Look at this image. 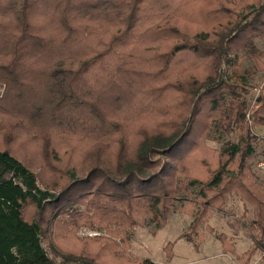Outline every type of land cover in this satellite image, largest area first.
Listing matches in <instances>:
<instances>
[{
	"label": "trees",
	"instance_id": "trees-1",
	"mask_svg": "<svg viewBox=\"0 0 264 264\" xmlns=\"http://www.w3.org/2000/svg\"><path fill=\"white\" fill-rule=\"evenodd\" d=\"M258 73L264 0H0V264H58L52 249L62 264H154L131 257L132 230L180 212L202 241L233 198L260 238L242 255L216 239L241 264L264 256ZM21 136L54 186L15 153ZM57 140L103 156L59 172Z\"/></svg>",
	"mask_w": 264,
	"mask_h": 264
},
{
	"label": "rangeland",
	"instance_id": "rangeland-1",
	"mask_svg": "<svg viewBox=\"0 0 264 264\" xmlns=\"http://www.w3.org/2000/svg\"><path fill=\"white\" fill-rule=\"evenodd\" d=\"M263 45V44H262ZM263 48V46L260 45ZM264 83V73H258L255 76V89L252 91L250 96V101L256 99L259 95V89ZM249 117V116H248ZM256 134L259 136L260 141L257 146V155L255 158L254 166L259 181L263 187L264 193V126L256 127ZM39 142V141H38ZM42 141L36 143L41 149ZM26 141L25 136H21L17 142L16 147L18 151L15 150V153L20 154L21 159L32 168L37 174L39 179L40 187L44 188L47 185H52L54 181L58 178L56 177L55 171L45 170L43 163L37 157V152L34 147H31ZM65 141L58 142L55 149L62 152L53 158L52 164L54 168L58 169L59 172H68L75 171L79 172L81 166L85 167L83 164L86 160H99L102 153H92L93 151L87 150L85 152L84 148L81 146L76 148V152L79 151V155H71V151L64 155V150H68L69 147H66ZM82 145V144H81ZM212 146H217L216 143H212ZM69 146V144L67 145ZM88 154V155H87ZM103 156V155H102ZM83 164L82 159L85 158ZM107 161V160H106ZM105 161V162H106ZM258 162V164H257ZM61 167V168H60ZM66 177L59 179V181H65ZM58 181V182H59ZM53 184L52 186H54ZM243 203L238 198H233L232 201L228 204L226 210L222 213H216L209 225L214 229L213 234L210 231H207L203 225L200 229L202 235L205 239L201 241V238H195L194 243H189L187 241L186 235L190 230L193 219L187 215H183L180 212L172 214L167 222V225L162 230H157L155 225H148L144 228H137L131 231L132 235V250L131 257L133 259H144L153 262L154 264H241L236 260L234 256L225 254L223 247L220 242L216 239V235H226L228 238H231L235 243L236 251L238 255H242L248 250H252L256 244V239L260 238V234L251 233L247 230L246 226L254 216L250 213L245 215V219H242L244 214ZM34 208L32 206L25 209V216L28 220H33L35 217ZM242 221V222H241ZM239 223V224H238ZM243 224L241 226V224ZM91 233L85 230H82L78 237L81 236H90ZM50 242H47L46 246ZM172 244L173 258L169 260L165 253V247ZM54 245V244H53ZM52 245V248H53ZM50 249L51 246H48ZM55 247V245H54ZM56 252H58V246L55 247ZM54 250L50 251L53 257L56 259L58 264H62V260L57 258L53 254ZM60 252V250H59ZM62 252V251H61ZM59 257V256H58ZM249 264H264L263 252L257 251Z\"/></svg>",
	"mask_w": 264,
	"mask_h": 264
},
{
	"label": "built area",
	"instance_id": "built-area-1",
	"mask_svg": "<svg viewBox=\"0 0 264 264\" xmlns=\"http://www.w3.org/2000/svg\"><path fill=\"white\" fill-rule=\"evenodd\" d=\"M4 91H5V88H0V96H3L4 95ZM97 234H92L90 236H95Z\"/></svg>",
	"mask_w": 264,
	"mask_h": 264
},
{
	"label": "crops",
	"instance_id": "crops-1",
	"mask_svg": "<svg viewBox=\"0 0 264 264\" xmlns=\"http://www.w3.org/2000/svg\"><path fill=\"white\" fill-rule=\"evenodd\" d=\"M243 205V210H244V212H245V206H244V204H242ZM216 216V215H215Z\"/></svg>",
	"mask_w": 264,
	"mask_h": 264
}]
</instances>
